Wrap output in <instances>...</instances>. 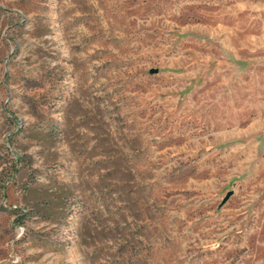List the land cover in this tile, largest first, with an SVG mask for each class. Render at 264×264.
Listing matches in <instances>:
<instances>
[{"label":"rangeland","instance_id":"obj_1","mask_svg":"<svg viewBox=\"0 0 264 264\" xmlns=\"http://www.w3.org/2000/svg\"><path fill=\"white\" fill-rule=\"evenodd\" d=\"M0 264H264V0H0Z\"/></svg>","mask_w":264,"mask_h":264},{"label":"water","instance_id":"obj_2","mask_svg":"<svg viewBox=\"0 0 264 264\" xmlns=\"http://www.w3.org/2000/svg\"><path fill=\"white\" fill-rule=\"evenodd\" d=\"M230 194H231V192H228L227 195L225 196L224 200H226Z\"/></svg>","mask_w":264,"mask_h":264}]
</instances>
